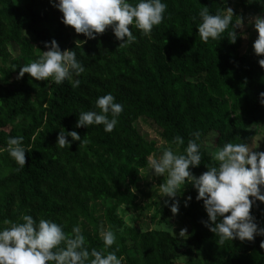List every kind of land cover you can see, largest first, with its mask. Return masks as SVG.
<instances>
[{"label":"trees","instance_id":"16d2710c","mask_svg":"<svg viewBox=\"0 0 264 264\" xmlns=\"http://www.w3.org/2000/svg\"><path fill=\"white\" fill-rule=\"evenodd\" d=\"M162 2L167 5L164 19L150 37L130 26L136 41L119 48L120 41L106 29L79 49L74 41L85 37L60 22L61 13L49 0H0V149L15 136L24 138L26 149L18 172L7 152L0 151V226L7 227L4 220L18 222L22 214L53 220L68 234L79 224L88 246L97 250L103 248L100 231L111 227L116 241L109 250L118 246L122 264H176L181 257L186 259L182 264H264V237L216 243L202 224L206 214L190 184L176 214L186 237H179L181 228L141 231L125 225L124 210H153L150 222L158 217L165 226L170 214L156 201L145 209L131 191L146 170L147 156L164 147L139 132L138 120L150 121L163 145L180 136L181 152L193 138L190 134L199 130L201 165L191 169L195 176L213 163L202 147L208 138L215 151L225 142L248 144L264 132L258 96L264 92V68L257 63L261 57L242 53L240 29L235 43L228 41V30L221 40L207 43L196 32L200 8L215 14L228 7L226 0ZM240 5L253 16L264 15V0H240ZM52 39L61 51L73 50L84 66L85 72L75 77L78 87L71 81H36L27 74L17 79L19 67L38 58ZM107 93L123 105L112 132L99 125L76 128L78 113L97 110L96 98ZM61 128L76 131L89 143L59 148L55 142ZM188 196L192 199L184 207ZM251 214L264 227V205L257 202ZM184 243L189 253L181 252Z\"/></svg>","mask_w":264,"mask_h":264},{"label":"clouds","instance_id":"9594fccd","mask_svg":"<svg viewBox=\"0 0 264 264\" xmlns=\"http://www.w3.org/2000/svg\"><path fill=\"white\" fill-rule=\"evenodd\" d=\"M49 3L61 13L63 25L85 37V40L74 41L75 48L79 49L106 29H110L115 39L120 41L119 48L136 41L130 26L140 30L141 35L150 37L153 27L164 19L167 7L162 0H49ZM197 15L199 24L196 32L204 43L220 39L225 30H228V41L235 43L238 38L235 30L250 24L257 34L252 43L253 53L261 57L257 63L264 68V15L245 21L243 16H234L231 7L215 14L210 13L209 8L201 7ZM239 37L247 38L243 31ZM44 48L47 50L39 51L38 58L19 67L17 79L27 74L36 81L50 79L57 85L71 81L73 88L78 87L80 80L75 77L84 73L85 68L76 58V53L67 49L61 51L55 39L44 43ZM258 96L264 106V92ZM94 108L97 110L79 112L75 127L99 125L105 133H111L123 105L107 93L96 98ZM190 135L193 138L187 141L182 152L180 147L184 140L174 136L170 144L164 142L167 146L146 158L148 178H163V182L153 188L158 197L167 198L164 206L175 216L179 212L178 198L182 189L190 184L196 191L195 199L202 201L206 214L207 219L202 224L215 236L218 245L233 239L252 241L255 237H264V227H260L251 214L257 202L264 205V151L255 150L257 143L253 146L240 141L225 142L210 153L213 163L204 166L206 171L195 176L191 169L201 165V133L197 130ZM68 137L70 140L66 139ZM23 139L22 136L9 137L6 147L0 149L15 162L17 167L14 171L17 172L25 165ZM75 141H79L80 147L89 143L87 137L82 139L76 131L65 132L61 128L55 145L67 149ZM191 199L190 196L184 197L183 206L187 207ZM3 225L7 227L0 226V264H122L123 257L116 255L118 246L109 250L116 241L111 227L100 231L103 248L97 250L88 246L79 224L74 225L68 234L62 224L53 220H34L31 215L22 214L18 222L4 220ZM186 232V228H181L179 237H186ZM260 247L264 249V240Z\"/></svg>","mask_w":264,"mask_h":264},{"label":"rangeland","instance_id":"374dc122","mask_svg":"<svg viewBox=\"0 0 264 264\" xmlns=\"http://www.w3.org/2000/svg\"><path fill=\"white\" fill-rule=\"evenodd\" d=\"M228 7H231L233 9V13L234 16L239 15V16H243L245 18V21H247L248 19L254 17L251 13L245 12L241 5H240V0H226ZM243 31V33L246 34L247 38H242V53L243 54H247V55H255L253 53V49H252V43L254 42V40L256 39V33L253 30V28L251 27L250 24H246L245 27H243V29H240V32ZM13 55H16V52L12 51ZM136 125L138 127L139 132L144 135L148 140H154L157 142L158 146H164L157 134V129L156 127L147 119H140L136 122ZM213 142V140H211L210 138L207 139V142H205L202 147L207 150L209 153L214 152V150L211 148V143ZM251 143L253 144V146H255V144H258V147L255 149L257 151H264V132H261L260 134H258L256 137H254L248 144L251 145ZM161 182H163V178L162 177H152L151 179L148 178L147 176V171L144 170L141 172L140 174V179L139 182L137 184V187L135 188L134 193L137 196V203L140 206L145 207V209H147V204L149 205L152 202H158L160 204V206L164 205V199L165 198H160L158 197V193L156 191L155 188H153L154 185L158 186ZM185 191V186L182 189V194L181 196L178 198L179 199V203H181L182 201V195ZM123 219L125 222V225L128 227H137L139 230L143 231V230H147L149 228H161L163 230L166 231H171V232H175L177 231L180 227V224L178 223V218L177 215L173 216L171 213L166 217V220L168 221V225L165 226L164 224L160 223V225L158 224L160 221L159 218L157 217L155 222L153 220V222L151 221V218L154 219L153 216V210L149 211V212H145V214H142L138 211H132L131 209L129 210H124L123 211ZM132 214V215H130ZM131 225V226H130ZM182 228H186V227H182ZM188 245L187 244H182L181 246V252L182 253H189V249H188ZM186 260L185 257H181L178 260V263L176 264H182L183 261Z\"/></svg>","mask_w":264,"mask_h":264}]
</instances>
